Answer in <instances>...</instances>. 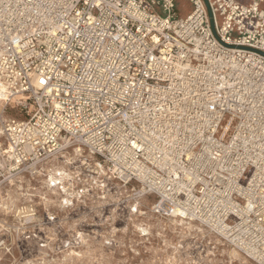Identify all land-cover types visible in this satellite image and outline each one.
I'll list each match as a JSON object with an SVG mask.
<instances>
[{"label":"built area","instance_id":"2783aa9c","mask_svg":"<svg viewBox=\"0 0 264 264\" xmlns=\"http://www.w3.org/2000/svg\"><path fill=\"white\" fill-rule=\"evenodd\" d=\"M179 1L0 0V190L97 158L264 264V0Z\"/></svg>","mask_w":264,"mask_h":264},{"label":"rangeland","instance_id":"374dc122","mask_svg":"<svg viewBox=\"0 0 264 264\" xmlns=\"http://www.w3.org/2000/svg\"><path fill=\"white\" fill-rule=\"evenodd\" d=\"M191 11L186 1L177 4L180 18ZM4 106L1 101L0 131L3 118L19 116L14 104L5 114ZM61 169L72 178L50 186V176ZM45 170L43 177L24 176L0 190V264H255L200 224L153 213L157 198L137 196L100 159L70 153Z\"/></svg>","mask_w":264,"mask_h":264},{"label":"bare ground","instance_id":"6f19581e","mask_svg":"<svg viewBox=\"0 0 264 264\" xmlns=\"http://www.w3.org/2000/svg\"><path fill=\"white\" fill-rule=\"evenodd\" d=\"M21 99H24V97L23 96H19L18 98H17V100H21ZM1 100H2V98L0 97V103H1ZM5 107V106H4ZM6 113V112H5ZM1 137H2V131H0V139H1ZM81 160V159H80ZM67 161V160H66ZM94 162V161H93ZM69 163V162H68ZM71 163V162H70ZM58 164V163H57ZM64 164H66V163H64ZM83 164H85V163H83ZM71 165H72V163H71ZM62 167H63V165H62ZM67 167V166H66ZM57 168H60V167H57ZM51 169V168H50ZM93 171V170H92ZM110 173V172H109ZM97 175H100V176H103V177H108V174L105 172V171H100V172H97L96 173ZM72 178V176H71V174H70V171L69 170H66V169H61V170H59V171H57L56 172V174H54V175H51L50 176V178H49V185L50 186H57V185H60V184H62V182L63 181H65V180H67V179H71ZM44 183V182H43ZM111 184H113V183H111ZM28 185H29V183H28ZM73 185V184H72ZM32 189H34V188H32ZM38 190V189H37ZM61 190V189H60ZM73 190V189H72ZM102 190V189H101ZM32 191V190H31ZM36 191V190H35ZM124 191V190H123ZM31 193V192H30ZM65 193V192H64ZM53 194V193H52ZM66 194V193H65ZM26 195V194H25ZM69 195V194H68ZM79 195V194H78ZM81 195V194H80ZM121 195V194H120ZM14 196H16L15 194H14ZM47 196V195H46ZM115 196H117V195H115ZM119 196V195H118ZM12 197H10V199H11ZM17 198V197H16ZM116 198V197H115ZM112 200V199H111ZM114 201H115V199H113ZM20 201V200H19ZM21 202V201H20ZM66 204H68V203H70V200H68V199H66L65 201H64ZM123 202V201H122ZM12 203H13V201H12ZM138 203V202H137ZM130 204V203H129ZM13 206V205H12ZM17 206V205H16ZM135 208V207H134ZM147 208V207H146ZM1 209V208H0ZM136 209V208H135ZM17 210V209H16ZM23 211V210H22ZM152 211V210H151ZM9 212V211H8ZM17 212H18V210H17ZM133 212V211H132ZM16 213V212H15ZM24 213V212H23ZM23 215V214H22ZM26 216V215H25ZM157 224V223H156ZM159 226V225H158ZM48 227V226H47ZM140 230H141V232L144 234V233H146L147 232V229L146 228H144L143 226H140ZM199 232L200 233H202L203 231L202 230H199ZM11 233V232H10ZM25 234H27V233H25ZM55 234V233H54ZM32 235H33V233H32ZM2 236V235H1ZM80 236V235H79ZM166 236V235H165ZM35 237V236H34ZM38 237V236H37ZM28 239V238H27ZM34 239V238H33ZM193 239V238H192ZM35 240V239H34ZM79 240V239H78ZM39 242V241H38ZM87 242V241H86ZM183 242V241H182ZM106 243V242H105ZM69 244V243H68ZM81 244H82V242H81ZM182 244V243H181ZM77 245V244H76ZM79 245V244H78ZM85 245V244H84ZM87 245V244H86ZM89 245V244H88ZM5 246V245H4ZM67 246V245H66ZM80 246V245H79ZM90 246V245H89ZM183 246V245H182ZM190 246V245H189ZM150 247V246H149ZM152 247V246H151ZM147 248V247H146ZM172 248V247H171ZM43 249V248H42ZM47 249V248H46ZM59 249V248H58ZM156 249V248H155ZM173 249H174V247H173ZM35 250V249H34ZM93 250V249H92ZM99 250V249H98ZM42 251V250H41ZM87 252V251H86ZM39 253V252H38ZM42 253V252H41ZM72 254V253H71ZM56 255V254H55ZM238 255V254H237ZM236 255V253H234V256H237ZM77 256V255H76ZM79 256H80V254H79ZM68 257V256H67ZM85 257H88V256H85ZM150 257V256H149ZM215 257V256H214ZM222 257H224V256H222ZM228 257V256H227ZM82 258V257H81ZM91 258V257H90ZM83 259V258H82ZM85 259H87V258H85ZM55 260V259H54ZM59 259H57L56 261H58ZM74 260V259H73ZM44 261H46V260H44ZM78 261V260H77ZM92 261H94V260H92ZM241 261V260H240ZM64 262V261H63ZM70 262V261H69ZM95 262V261H94ZM37 263V262H36ZM40 263V262H39ZM49 263V262H48ZM105 263V262H104ZM141 263V262H140ZM234 263V262H233ZM35 264V263H34Z\"/></svg>","mask_w":264,"mask_h":264},{"label":"snow or ice","instance_id":"6c2138e0","mask_svg":"<svg viewBox=\"0 0 264 264\" xmlns=\"http://www.w3.org/2000/svg\"><path fill=\"white\" fill-rule=\"evenodd\" d=\"M161 3H162V5H163L164 0H161ZM172 6H173V9H174L175 6H176V0H173V4H172ZM128 14H129V15H134V13H128ZM148 31H149V30H148L147 28L144 29L145 35L148 34ZM41 83L46 84V81L41 80ZM134 87H135V82H133L132 84L128 85V89H129V90L134 89ZM210 131H211V129H210ZM133 211H136V209L133 208Z\"/></svg>","mask_w":264,"mask_h":264}]
</instances>
